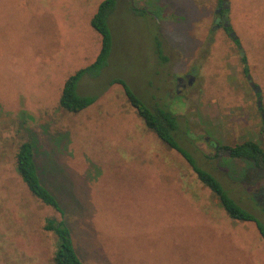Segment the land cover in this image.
Returning a JSON list of instances; mask_svg holds the SVG:
<instances>
[{"label": "rangeland", "instance_id": "1", "mask_svg": "<svg viewBox=\"0 0 264 264\" xmlns=\"http://www.w3.org/2000/svg\"><path fill=\"white\" fill-rule=\"evenodd\" d=\"M102 1L0 0V264H51L54 239L42 225L58 214L13 170L28 138L83 264H264L254 224L229 219L110 84L122 80L148 107L166 105L179 145L264 226V179L217 150L252 141L264 152V0H225L235 41L215 27L221 0H115L106 67L77 87L99 96L68 113L57 100L98 54L90 20ZM183 75L192 85L176 95Z\"/></svg>", "mask_w": 264, "mask_h": 264}, {"label": "trees", "instance_id": "2", "mask_svg": "<svg viewBox=\"0 0 264 264\" xmlns=\"http://www.w3.org/2000/svg\"><path fill=\"white\" fill-rule=\"evenodd\" d=\"M222 1V0H221ZM221 1L218 5H220ZM115 0H103L97 6L95 14L90 20L91 28L100 37V47L95 60L84 69L76 71L68 77L61 88L57 100L59 109L68 113H77L91 105L99 96L97 91L93 95L80 94L77 91L78 83L84 76L97 78L102 69L106 67L111 50V34L107 27ZM155 53L162 59L159 42L155 39ZM244 64V58H241ZM245 71V68H243ZM119 85L129 105L135 109L136 114L142 120L145 128L167 148L178 153L187 163L196 180L216 198L219 206L226 216L238 222H251L254 224L258 235L264 241V226L252 214L236 205L228 196V192L210 173L200 168L195 160L178 143V123L176 117L168 110L167 106L148 107L138 99L122 80H113L110 84ZM99 90V89H98ZM100 91V90H99ZM264 126V121H262ZM223 150L230 159L241 160L253 171L258 172L259 178L264 179V152L252 141H244L232 147H218ZM13 170L23 184L28 195L40 205L48 207L58 214V219L46 218L42 225V231L53 236V253L51 264H83L77 255L73 243L72 234L65 222V211L54 194L50 193L39 179L38 169L34 158V144L28 138L18 144L13 162Z\"/></svg>", "mask_w": 264, "mask_h": 264}, {"label": "flooded vegetation", "instance_id": "3", "mask_svg": "<svg viewBox=\"0 0 264 264\" xmlns=\"http://www.w3.org/2000/svg\"><path fill=\"white\" fill-rule=\"evenodd\" d=\"M226 5L225 0L221 1L218 8L214 11V14L217 16L216 21H214L215 27L221 28L225 20V12H226ZM225 33H228L230 31V28L223 29ZM193 77L191 75H183L182 77H176L174 80V93L176 95L180 93H184L188 87L192 85Z\"/></svg>", "mask_w": 264, "mask_h": 264}, {"label": "water", "instance_id": "4", "mask_svg": "<svg viewBox=\"0 0 264 264\" xmlns=\"http://www.w3.org/2000/svg\"><path fill=\"white\" fill-rule=\"evenodd\" d=\"M224 1V0H223ZM222 28L223 29H226V28H229V24L225 21L224 23H223V25H222ZM227 35H228V37L230 38V39H232L233 41H235L236 40V37H234L233 36V33L231 32V31H229L228 33H227ZM247 80H249V77H247ZM251 87L253 86L251 83L249 84ZM253 91H254V93H258V90L257 89H254L253 88ZM259 106V105H258ZM262 119H264V117L262 116Z\"/></svg>", "mask_w": 264, "mask_h": 264}]
</instances>
